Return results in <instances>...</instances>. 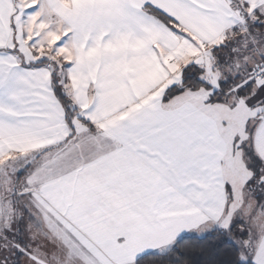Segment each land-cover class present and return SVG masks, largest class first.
I'll use <instances>...</instances> for the list:
<instances>
[{
    "label": "snow or ice",
    "instance_id": "snow-or-ice-1",
    "mask_svg": "<svg viewBox=\"0 0 264 264\" xmlns=\"http://www.w3.org/2000/svg\"><path fill=\"white\" fill-rule=\"evenodd\" d=\"M0 264H264V0H0Z\"/></svg>",
    "mask_w": 264,
    "mask_h": 264
}]
</instances>
